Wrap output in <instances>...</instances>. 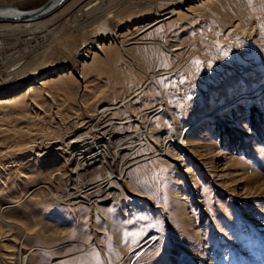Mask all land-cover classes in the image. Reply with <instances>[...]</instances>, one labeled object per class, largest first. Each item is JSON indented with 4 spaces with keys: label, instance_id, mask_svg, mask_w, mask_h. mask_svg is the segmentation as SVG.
Listing matches in <instances>:
<instances>
[{
    "label": "rangeland",
    "instance_id": "obj_1",
    "mask_svg": "<svg viewBox=\"0 0 264 264\" xmlns=\"http://www.w3.org/2000/svg\"><path fill=\"white\" fill-rule=\"evenodd\" d=\"M263 73L264 0H66L0 20V264H249L264 95H219ZM79 134L109 162L82 165Z\"/></svg>",
    "mask_w": 264,
    "mask_h": 264
},
{
    "label": "bare ground",
    "instance_id": "obj_2",
    "mask_svg": "<svg viewBox=\"0 0 264 264\" xmlns=\"http://www.w3.org/2000/svg\"><path fill=\"white\" fill-rule=\"evenodd\" d=\"M92 4L91 1L86 2V4H84L85 6H83L84 8H88L89 6ZM54 2L48 7L43 9L44 14H38V16L35 17H30L27 19H20L19 17L23 14V12H26L27 10H31L33 8L30 9H26V10H20L17 7H13V6H0V20H6V21H31L34 20L36 18L42 17L44 15H47L49 13H52L53 11H55L59 6H53ZM36 8V7H34ZM86 9V10H88ZM6 17V18H5ZM264 81V73L261 75H258L256 77H248V78H244L243 76H238V77H229L225 83H224V90L225 93L223 92L220 93L219 95V99H220V103L223 104V102L225 100H223V98H230L232 100L231 104H229L230 106L234 103H238L236 104V106H241L242 104V99L246 98V99H257L260 98L261 96L264 95V84L261 82ZM31 85V84H30ZM29 85V86H30ZM241 85L244 86V88L248 89L250 88V86H254L252 89L256 88V90L254 92H244L241 88ZM252 91V90H251ZM238 97H242L240 98L241 100L238 99ZM13 95L11 96H0V102L12 99ZM225 104V103H224ZM208 107V106H207ZM210 107V106H209ZM228 107V106H227ZM107 108V107H105ZM104 108V109H105ZM226 108L222 107V108H217L214 110L213 107L208 108L207 111L208 112H212V117H217V113L221 114L223 111H225ZM103 110V109H102ZM210 114V115H211ZM182 136V137H181ZM179 137V143H181L182 141H184L182 138H184V133L182 132V130L178 131V133H173V135L170 136V140L172 143H174V141H176V138ZM79 140H72L71 144L75 145L73 146V153L80 155V159L82 165L87 166L88 164H92V163H96L97 161H107L109 162V160H107L108 157L105 156L110 154V152H108L107 150V144L105 140H96L93 139L91 137H89L87 134H83L80 135L78 137ZM181 140V141H180ZM182 144V143H181ZM163 147L161 148V152H167V148L164 147V144H162ZM80 147H84V149H80ZM159 153V152H158ZM218 152H213V154L208 155V157H211V155L217 154ZM111 156V155H110ZM78 166V165H76ZM85 168V167H77L74 179L75 181L79 180V170ZM111 175H113L110 172ZM119 176L117 177H126V167H122L119 171ZM62 179V177H60ZM97 178V176L95 177ZM91 184V183H89ZM70 189H73V186L70 187ZM110 195L106 194L104 196V200L109 199ZM9 225V224H7ZM253 232H254V236L253 239L251 241V244L249 246V250L247 251H243L246 259L249 261V264H264V233L260 234L256 228H254L252 226ZM191 257L188 253H184L183 252V262L184 264H189L191 263Z\"/></svg>",
    "mask_w": 264,
    "mask_h": 264
},
{
    "label": "water",
    "instance_id": "obj_3",
    "mask_svg": "<svg viewBox=\"0 0 264 264\" xmlns=\"http://www.w3.org/2000/svg\"><path fill=\"white\" fill-rule=\"evenodd\" d=\"M66 0H46L42 5L33 8L31 10H27L26 12H23V14L19 17L20 19H27L30 17L38 16V14H44L45 11L43 9L48 8L53 2V6H59ZM6 18V17H5Z\"/></svg>",
    "mask_w": 264,
    "mask_h": 264
}]
</instances>
